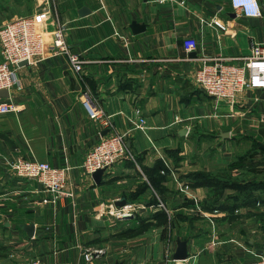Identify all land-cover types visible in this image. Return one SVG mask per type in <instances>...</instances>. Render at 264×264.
I'll list each match as a JSON object with an SVG mask.
<instances>
[{
	"label": "crops",
	"instance_id": "crops-1",
	"mask_svg": "<svg viewBox=\"0 0 264 264\" xmlns=\"http://www.w3.org/2000/svg\"><path fill=\"white\" fill-rule=\"evenodd\" d=\"M259 2L261 14L251 16L230 0H0L1 23L47 5L45 45L58 20L68 51L85 59L76 71L66 52L47 51L16 70L22 88L10 94L21 107L0 113V264L33 257L64 264H253L251 250L264 253V190L225 187L215 198L213 188L189 180L192 171L226 167L251 138L264 143V88L215 98L193 78L203 56L245 55L264 45ZM82 6L88 12L80 15ZM132 20L143 30L133 32ZM186 37L197 40L195 56L182 47ZM85 91L111 119L110 130L89 116ZM114 130L125 132L135 160L120 159L96 182L82 160ZM15 156L68 166L72 194L43 201L48 193L36 180L11 170ZM157 162L167 170L159 187L144 171ZM121 197L131 209L122 218L115 215ZM178 237L186 239L182 259L172 256Z\"/></svg>",
	"mask_w": 264,
	"mask_h": 264
},
{
	"label": "built area",
	"instance_id": "built-area-1",
	"mask_svg": "<svg viewBox=\"0 0 264 264\" xmlns=\"http://www.w3.org/2000/svg\"><path fill=\"white\" fill-rule=\"evenodd\" d=\"M231 5L245 15H260L259 0H230ZM50 8L40 6L39 10L14 17L0 24V89H7L8 95L0 97V113L18 111L21 105L10 94L12 88L21 89L22 84L17 73L21 60H27V65L33 64L39 56L47 51L52 53L66 52L71 65L76 71L82 69L85 59L77 52L68 51L64 40V24L57 20L52 31L50 44L45 45L44 30L41 25L47 18ZM213 23L221 29L226 26L213 18ZM185 52L197 47L194 37H186L182 41ZM194 81L208 95L215 98L232 99L245 88H264V45L254 44L250 53L228 57H201V64L194 71ZM83 103L91 118L100 123L101 127L110 130L111 119L102 108L93 104L87 92H83ZM144 117L139 116L138 126H142ZM122 158L135 160V154L128 148L125 132L111 131L103 134L98 141L90 146L82 160L83 169L92 174L98 168H106ZM10 168L14 174L36 180L48 193L43 201H55L72 194L66 187V172L68 166L52 165L46 160L15 156L10 160ZM2 193H0V200ZM130 214V203L117 207L115 215L121 217ZM91 252L90 250H88ZM95 251H98L96 249ZM253 264H264V253L251 250ZM87 255V252L85 253ZM87 257H89L87 255ZM26 264H64L61 261H43L38 257L31 258ZM145 264H153L147 261Z\"/></svg>",
	"mask_w": 264,
	"mask_h": 264
},
{
	"label": "trees",
	"instance_id": "trees-1",
	"mask_svg": "<svg viewBox=\"0 0 264 264\" xmlns=\"http://www.w3.org/2000/svg\"><path fill=\"white\" fill-rule=\"evenodd\" d=\"M233 168H242L240 175H233ZM160 170L163 172L161 173ZM144 171L147 173L149 182L153 186L159 187L167 170L163 163L157 162L150 168L144 167ZM262 174H264V143L251 138L250 146L243 152L237 153L226 167L215 172L192 171L189 173V180L193 184L199 183L213 188V197L217 198L225 187H234L238 191L247 192V194H250L252 189L264 190V176ZM234 204L231 208H234ZM162 217L164 220L166 219L164 213Z\"/></svg>",
	"mask_w": 264,
	"mask_h": 264
},
{
	"label": "water",
	"instance_id": "water-1",
	"mask_svg": "<svg viewBox=\"0 0 264 264\" xmlns=\"http://www.w3.org/2000/svg\"><path fill=\"white\" fill-rule=\"evenodd\" d=\"M88 12V8L86 6H82L79 10H78V13L80 15L82 14H85ZM130 27L132 29L133 32H139L141 30H143L144 28V24L143 23H140V22H137L135 20H132L131 23H130ZM189 55H193L195 56V51L194 50H191L188 52ZM27 63V60H21L18 62L19 65H24ZM8 95V91L7 89L3 88V89H0V96H7ZM104 132L107 131V128L105 130H103ZM186 132V127L183 126L180 128L179 130V133L180 134H184ZM222 136H227L228 135V132H222L221 133ZM105 168H98L96 170H94L92 172V178L94 179V181H99L100 177H101V174L102 172L104 171ZM127 200L124 198V197H121V198H117L115 200V204L116 206L120 207V206H123L124 204H127ZM130 214H123L122 217H127L129 216ZM28 228V229H27ZM27 231L29 232V230L31 231L32 229V225H29L26 227ZM31 233V232H30ZM173 258L174 259H182V258H185L187 256V251H186V239H181V238H176V247H175V250L173 251V254H172ZM113 264H122V261H119V260H115L113 262Z\"/></svg>",
	"mask_w": 264,
	"mask_h": 264
},
{
	"label": "rangeland",
	"instance_id": "rangeland-1",
	"mask_svg": "<svg viewBox=\"0 0 264 264\" xmlns=\"http://www.w3.org/2000/svg\"><path fill=\"white\" fill-rule=\"evenodd\" d=\"M24 9V11L22 12V14L21 15H24V14H27V13H29V11L30 10H28V11H25V8H23ZM1 15L2 14H0V17H1ZM17 16H20V14L19 15H17ZM17 16H15V17H17ZM14 18V17H13ZM10 19H12V18H10ZM10 19H8V20H10ZM7 21V20H6ZM0 24H1V21H0ZM207 148V147H206ZM90 250V249H89ZM96 249L95 248H93L91 251L92 252H95V253H98V251H95ZM88 251V250H87ZM92 252H87V255L89 256V257H92L93 255H92Z\"/></svg>",
	"mask_w": 264,
	"mask_h": 264
}]
</instances>
